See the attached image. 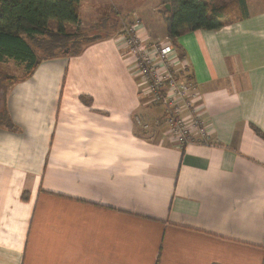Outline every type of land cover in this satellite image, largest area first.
Segmentation results:
<instances>
[{
	"label": "crops",
	"instance_id": "0c3cea01",
	"mask_svg": "<svg viewBox=\"0 0 264 264\" xmlns=\"http://www.w3.org/2000/svg\"><path fill=\"white\" fill-rule=\"evenodd\" d=\"M131 1L8 88L0 264H264V0H245L241 21L173 40L211 129L182 147L122 56L120 31L149 2Z\"/></svg>",
	"mask_w": 264,
	"mask_h": 264
},
{
	"label": "trees",
	"instance_id": "16d2710c",
	"mask_svg": "<svg viewBox=\"0 0 264 264\" xmlns=\"http://www.w3.org/2000/svg\"><path fill=\"white\" fill-rule=\"evenodd\" d=\"M79 1L0 0V60L24 63L27 76L40 59L62 55L61 51L66 48L73 52L77 44L88 40L85 34L67 31V26L79 23ZM165 4L170 8H164L161 14L165 34L172 42L187 31H216L248 16L245 0H234L230 6L218 8L210 7L206 0H165ZM232 10L238 13L237 17H229ZM33 45L46 50L48 54L38 57ZM4 79L12 85L19 78ZM79 98L85 104L90 103L86 96ZM2 113L0 125L12 128L5 108Z\"/></svg>",
	"mask_w": 264,
	"mask_h": 264
},
{
	"label": "built area",
	"instance_id": "2783aa9c",
	"mask_svg": "<svg viewBox=\"0 0 264 264\" xmlns=\"http://www.w3.org/2000/svg\"><path fill=\"white\" fill-rule=\"evenodd\" d=\"M122 56L132 63L142 83L147 102L163 110L164 135L178 147L191 142L195 136L209 138L211 129L200 112L193 107L198 100L196 84L185 74L187 59L176 52L172 40L150 41L142 33L141 21L135 18L123 30ZM135 122L142 125L140 118ZM143 127H146L143 124Z\"/></svg>",
	"mask_w": 264,
	"mask_h": 264
},
{
	"label": "rangeland",
	"instance_id": "374dc122",
	"mask_svg": "<svg viewBox=\"0 0 264 264\" xmlns=\"http://www.w3.org/2000/svg\"><path fill=\"white\" fill-rule=\"evenodd\" d=\"M145 1V0H144ZM207 3L212 8H218L220 6H230L229 4H232L234 0H206ZM141 4V0H132L131 4ZM112 4H116V0H82V2L79 4L80 7V16L81 21L79 20V23L76 26H67V31L70 33L78 32L87 35L88 37L95 36L98 34L99 25L102 24V21L104 20L103 16H106L108 14H112V17L116 18V5L113 6ZM164 4L165 0H149L146 4L145 9V15L144 17L141 16L137 10H135L136 15H132L131 19H139L141 22H144L146 26V19L151 21L154 25V28H152V32H154L155 36H159L160 38L158 40H162L166 35H162V31L160 30V27H162V24L164 25L162 14L161 12L164 11ZM78 7V10H79ZM233 7V6H232ZM152 8H154V11H152ZM130 14V12H129ZM238 13L235 11H231L229 13L230 18L237 17ZM122 21V16H121ZM124 21V20H123ZM123 25V24H122ZM157 25V27H155ZM165 27V25H164ZM120 33H123V30L120 31ZM33 50L35 54L38 57L45 56L48 54V52L42 48L37 47L36 45H33ZM25 64L16 62L15 60L11 59H5L0 60V116H2V112H4V101L7 96L8 88L10 87L7 80H5V77H18L25 73Z\"/></svg>",
	"mask_w": 264,
	"mask_h": 264
},
{
	"label": "water",
	"instance_id": "95a60500",
	"mask_svg": "<svg viewBox=\"0 0 264 264\" xmlns=\"http://www.w3.org/2000/svg\"><path fill=\"white\" fill-rule=\"evenodd\" d=\"M164 7L167 10H169V8H170V6L168 4H165ZM87 38H89V37L87 36ZM90 38H94V37H90ZM81 40H83V39H81ZM68 53H69V49L68 48H66L65 50L61 51V54H68Z\"/></svg>",
	"mask_w": 264,
	"mask_h": 264
}]
</instances>
